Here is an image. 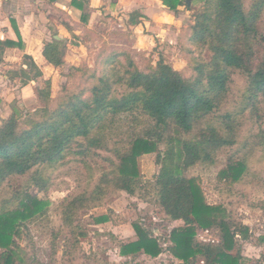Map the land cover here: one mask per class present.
Listing matches in <instances>:
<instances>
[{"label": "trees", "instance_id": "16d2710c", "mask_svg": "<svg viewBox=\"0 0 264 264\" xmlns=\"http://www.w3.org/2000/svg\"><path fill=\"white\" fill-rule=\"evenodd\" d=\"M201 1L202 11L192 24L182 28L183 37L186 34L189 42L208 51L205 58L187 49L191 53V77L163 58L140 69L126 51L116 50L101 59L100 71L90 75L89 86L79 90L63 86L54 100L50 79L44 78L38 65L26 56V68L10 71V78L40 82L37 98L43 106L22 115L13 111L1 122L0 189L15 180L20 186L25 183L46 191L52 180L47 171H54L71 156L78 161L90 155L100 157L97 151H107L116 116L127 114L144 124L143 130L128 137L125 148L116 147L117 164L112 157H102L116 166L104 171L93 187L65 200L62 224L71 227L82 210L100 207L112 191L135 196L140 187L138 158L156 154L160 165L155 178L156 203L171 222L183 224L173 226L169 235L161 237L162 244L142 224L134 222L136 239L120 242V255L158 257L167 250L181 264H242V243L250 240V227L233 219L223 205L209 204L201 178L186 172L198 163H213L220 151L233 147L245 125V113L254 122L262 119L264 0H251L248 5L246 0ZM162 3L174 12L180 6L190 8L186 0ZM127 13L132 22L136 16L144 17L138 11ZM20 41L0 39V48L21 46ZM66 52V44L54 38L42 48L43 58L54 68L64 64ZM116 65L123 71H117ZM72 69L77 71L78 67ZM235 75L244 79L242 105L223 111ZM117 85L124 92L115 97ZM246 172L245 159L228 156L217 180L233 186ZM45 208L44 201L26 192L16 208L0 209V264L27 263L16 239L21 236L22 223L42 214ZM94 221L105 223L109 215L102 214ZM198 230L216 231L218 241L199 240ZM86 234L78 228L77 239Z\"/></svg>", "mask_w": 264, "mask_h": 264}, {"label": "rangeland", "instance_id": "374dc122", "mask_svg": "<svg viewBox=\"0 0 264 264\" xmlns=\"http://www.w3.org/2000/svg\"><path fill=\"white\" fill-rule=\"evenodd\" d=\"M250 1L246 0V4L248 5ZM202 8L201 0H192L189 9L182 6L180 12L184 14V22L177 29L176 39H166L168 41L165 43L169 42L166 45L163 44L164 42L157 41V45L151 49H132L129 47L128 37L122 32L124 36L121 37L109 34L115 30L116 26L110 21L111 25L108 23L101 29L97 28V31L88 28L79 29L77 38L67 39L65 62L59 68L52 67L40 56L41 44L47 39L50 41L56 30L49 32L47 29L43 33H36L41 38L36 40L37 46L31 49L33 51L30 57L40 67L44 78L50 79L54 100L59 96L63 86H67L70 90L89 86L92 83L90 75L100 71L101 59L116 50L126 51L137 62L140 69H144L149 62L155 63L163 58L174 69L181 71L186 77H191V53L187 49L192 48L194 56L205 58L208 56V51L189 42L186 34L183 37L182 28L192 24L194 16L199 14ZM53 16V21L58 23L66 19V16L61 14ZM25 54H28L25 49L6 52L4 57L8 61H4V64L0 66V75L7 74L10 66L19 68L28 56ZM74 67H78V70L72 69ZM115 68L117 71H123V68H119L118 65ZM243 84L244 79L235 75L231 91L222 107L223 111H234L241 107L240 95ZM23 85L19 80L9 84L0 79V95L3 94L1 96L5 104L2 105L3 111L0 110V125L13 111L22 115L38 106H43L37 98L41 83L31 82L24 88ZM122 92H124L123 87L117 85L114 96ZM261 112L262 119L259 122H254L249 114L245 113L247 118L245 125L240 131L239 141L233 147L220 151L213 163H198L186 172L188 176L201 178L205 199L209 204L223 205L233 219L250 227V240L242 243V264H264V111ZM143 128L144 124L138 123L133 116L123 113L117 115L108 134L110 143H108L107 151L99 150L97 154L100 157L90 155L83 161H78L71 156L54 171L46 170L47 176L52 178L51 185L46 191L27 187L25 183L20 186L15 180H12L10 185L6 183L2 185L0 209L16 208L26 192L46 203L42 214L22 223L21 236L16 239L21 254L27 258L26 264L182 263L167 250L163 252L165 255L158 257L142 253L131 258L121 256L119 253V243L128 242L136 236L132 225L134 222L142 224L145 230L160 239L162 244L164 241L161 237L169 235L173 226L183 224L181 221L171 222L156 203L155 178L160 169V165L156 163V154H145L138 158L140 187L135 196L112 191L105 201L101 202L100 207L82 210L73 220L71 227L63 225L61 221L65 200L86 188L93 187L104 171L114 168L116 165H111L105 158L112 157L117 164V157L113 151L120 146L125 148L128 137ZM228 156L245 159L247 163V172L243 179L233 186H227L217 180V173ZM102 214H108L109 221L102 223L100 229L95 227L98 224L94 219ZM78 228L87 232L79 239H77ZM196 237L201 241H218L217 233L213 230H198Z\"/></svg>", "mask_w": 264, "mask_h": 264}, {"label": "crops", "instance_id": "0c3cea01", "mask_svg": "<svg viewBox=\"0 0 264 264\" xmlns=\"http://www.w3.org/2000/svg\"><path fill=\"white\" fill-rule=\"evenodd\" d=\"M181 8L182 6L178 7L176 12L171 11L163 5L162 0H55L54 2L48 0H0V39L18 42L20 41L19 36L21 37V46L0 48V66L4 64V61H8L4 57L6 52L25 49L28 53L25 55L31 56V51H33L31 49L37 46L35 42L41 38L40 35H36L37 32L43 33L47 29L49 32L56 30L52 39L57 36V40L66 43L67 39L78 37L79 29L88 28L97 31V28L101 29L108 23L110 24V21L116 26L115 30L109 34L120 37L124 36L122 33L125 34L128 37L127 41L130 42L129 47L132 49H151L157 45V41L158 43L164 42L163 44L166 45L169 43H165L168 41L166 39H176L177 29L184 22V14L180 12ZM130 11H138L145 18L136 16L135 21L132 22L127 13ZM60 14L65 15L66 19H62L60 23L53 21V15L59 16ZM16 31L19 32V36ZM44 35L47 36L45 33ZM48 41L49 39L45 42ZM44 43L40 46V56H42ZM25 61L26 58L19 68L10 66L8 73L0 75V79L9 84L19 80L20 84H24L23 88L31 82L34 83L35 81L26 82L22 78H10V71L26 68ZM33 61L35 62V60ZM1 95L0 110L3 111L2 105L5 104ZM95 227L101 229V224L95 225ZM134 239L136 236L131 240ZM161 255H165V253Z\"/></svg>", "mask_w": 264, "mask_h": 264}, {"label": "water", "instance_id": "95a60500", "mask_svg": "<svg viewBox=\"0 0 264 264\" xmlns=\"http://www.w3.org/2000/svg\"><path fill=\"white\" fill-rule=\"evenodd\" d=\"M191 1H192V0H186V4L189 5ZM55 39H58V37L56 36Z\"/></svg>", "mask_w": 264, "mask_h": 264}]
</instances>
